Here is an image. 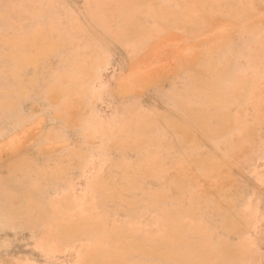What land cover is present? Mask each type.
I'll use <instances>...</instances> for the list:
<instances>
[{
	"label": "rangeland",
	"instance_id": "rangeland-1",
	"mask_svg": "<svg viewBox=\"0 0 264 264\" xmlns=\"http://www.w3.org/2000/svg\"><path fill=\"white\" fill-rule=\"evenodd\" d=\"M0 264H264V0H0Z\"/></svg>",
	"mask_w": 264,
	"mask_h": 264
}]
</instances>
